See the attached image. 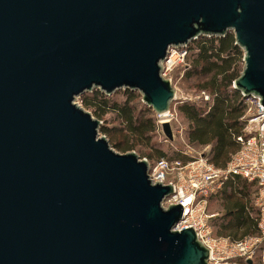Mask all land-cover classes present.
Instances as JSON below:
<instances>
[{
	"label": "water",
	"instance_id": "water-1",
	"mask_svg": "<svg viewBox=\"0 0 264 264\" xmlns=\"http://www.w3.org/2000/svg\"><path fill=\"white\" fill-rule=\"evenodd\" d=\"M229 32L264 107V0H0V264H211L174 185L77 99L138 91L174 141L173 52Z\"/></svg>",
	"mask_w": 264,
	"mask_h": 264
},
{
	"label": "trees",
	"instance_id": "trees-1",
	"mask_svg": "<svg viewBox=\"0 0 264 264\" xmlns=\"http://www.w3.org/2000/svg\"><path fill=\"white\" fill-rule=\"evenodd\" d=\"M186 49L184 79H200L201 82L196 86L208 93L210 99H183L176 104V108L187 122L185 135L188 143L191 146L208 147L204 154L215 166L225 168L241 147L238 136L244 134L247 124L244 118L248 110L247 97L233 85L243 69L244 52L236 44L233 32L223 37L202 36ZM118 93L124 96L122 100L115 97ZM140 97L138 91L130 89L112 95L95 89L83 94L80 101L100 120L106 119L104 117L107 115L112 116L111 121L104 120L106 123L101 126V133L121 152L137 149L141 151V158L154 162L161 159L189 160L188 156H182L180 152L170 157L161 142L154 140L161 126L152 108L137 104L136 100ZM255 189L258 191L256 182L238 175L231 176L225 182L215 197L219 203L218 215L212 219L216 236L238 240L259 233V214L253 202ZM212 198L209 199L208 207ZM263 246L251 264H264ZM261 251L259 261H256Z\"/></svg>",
	"mask_w": 264,
	"mask_h": 264
},
{
	"label": "built area",
	"instance_id": "built-area-1",
	"mask_svg": "<svg viewBox=\"0 0 264 264\" xmlns=\"http://www.w3.org/2000/svg\"><path fill=\"white\" fill-rule=\"evenodd\" d=\"M187 49L180 47L173 52L164 71L167 76L186 60ZM204 99L210 96L202 92ZM248 110L244 134L238 136L241 147L235 152L225 168L215 166L204 153L182 162L179 159H161L150 165V175L155 181L172 183L175 192L166 198L165 204L179 203L183 206L182 219L177 229L193 227L199 239L209 248L211 264H251L259 249L264 245V107L258 99L247 97ZM169 112L166 120H172ZM161 121V120H160ZM233 175L256 182L258 187L255 205L258 210L257 235L232 240L216 236L212 223L213 214L208 211L212 194L222 188Z\"/></svg>",
	"mask_w": 264,
	"mask_h": 264
},
{
	"label": "rangeland",
	"instance_id": "rangeland-1",
	"mask_svg": "<svg viewBox=\"0 0 264 264\" xmlns=\"http://www.w3.org/2000/svg\"><path fill=\"white\" fill-rule=\"evenodd\" d=\"M186 64H187V59L185 60V62L179 66H177L172 72H170L169 74H167V78H170L172 80V83L174 85V87L177 90V99L175 100V102L173 103L170 113L172 116H170L172 118L171 123L173 126V130H174V134H175V140L174 141H170L168 140L164 134L162 133L161 128L159 129V134L154 138V140L156 142H161V144L163 145V148L165 149V151L169 154L170 157H173L175 155L176 152H180V154L186 155L189 157V160H187L186 162L198 157L199 155L203 154L204 152H207L208 147H197V146H191L186 138L185 135V130L187 128V122L186 120L183 118V116H181L176 108V104H178L179 101L183 100V99H197L200 100V98H204L202 96V92L198 89V87L196 86L199 82H201L200 79L194 77L191 79H184V73H185V68H186ZM244 66V63H243ZM208 94V93H207ZM118 100H122V98L124 97L122 95V93H118L115 96ZM77 102H79V104H81L80 98L77 99ZM137 104H144L142 98H138L136 100ZM90 111V110H89ZM92 112V111H91ZM93 114V112H92ZM94 115V114H93ZM156 118L158 119V122L160 124V120L162 117H158L155 114ZM96 117V116H95ZM111 115H107L106 119H102L103 124L105 125V121H107V119L109 121H111ZM118 124V123H117ZM112 125V124H110ZM161 126V125H160ZM102 134V133H101ZM111 143V142H110ZM114 147V146H113ZM115 148V147H114ZM117 151L121 152L120 150H118L117 148H115ZM147 150V149H146ZM134 151H138L137 149ZM148 151V150H147ZM149 152V151H148ZM123 153V152H122ZM141 154V151H138V154ZM144 158V157H143ZM149 160V159H148ZM150 165H155L156 162L149 160ZM221 168V167H219ZM224 186V185H223ZM222 186V187H223ZM256 187V186H255ZM222 189V188H221ZM220 189V190H221ZM219 191L215 192V194H212L211 197L213 196V198L210 201L209 204V212L210 214H213L215 216L218 215V210H219V203L217 201L216 194H218ZM257 189H255V193L253 195V202H254V206L257 209L256 205H255V200L257 197ZM210 197V198H211ZM214 218V217H213ZM212 218V219H213ZM263 246V245H262ZM264 247V246H263ZM262 254V251L260 252V254L257 256L256 261H259V257Z\"/></svg>",
	"mask_w": 264,
	"mask_h": 264
},
{
	"label": "crops",
	"instance_id": "crops-1",
	"mask_svg": "<svg viewBox=\"0 0 264 264\" xmlns=\"http://www.w3.org/2000/svg\"><path fill=\"white\" fill-rule=\"evenodd\" d=\"M219 191V190H218ZM214 217H215V215H214Z\"/></svg>",
	"mask_w": 264,
	"mask_h": 264
},
{
	"label": "bare ground",
	"instance_id": "bare-ground-1",
	"mask_svg": "<svg viewBox=\"0 0 264 264\" xmlns=\"http://www.w3.org/2000/svg\"><path fill=\"white\" fill-rule=\"evenodd\" d=\"M165 120V119H164Z\"/></svg>",
	"mask_w": 264,
	"mask_h": 264
}]
</instances>
